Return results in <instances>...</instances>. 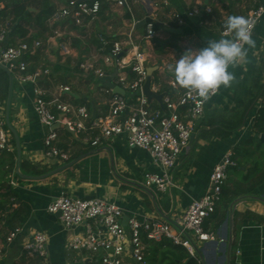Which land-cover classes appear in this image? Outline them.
Instances as JSON below:
<instances>
[{
	"label": "crops",
	"instance_id": "1",
	"mask_svg": "<svg viewBox=\"0 0 264 264\" xmlns=\"http://www.w3.org/2000/svg\"><path fill=\"white\" fill-rule=\"evenodd\" d=\"M62 1L60 4V0H56L54 6L61 7L68 0ZM146 2L148 4L130 0L138 20L144 19L150 13L151 4H157L159 22L182 30L175 33L159 27V35L149 47L151 56L147 61L148 67H158L156 71L169 87L168 92H161L160 86L155 84V90L177 96L187 89L174 80L168 66L174 65L186 51H198L206 47L209 41L232 39L231 36L222 35L227 18L232 15L247 18L249 10L264 0ZM1 4L4 6V3ZM32 8L28 5L29 11L37 13L42 5L41 8H33L35 10ZM194 8H200L202 13L189 17L187 13ZM175 13L181 14L185 21L180 24L174 17ZM30 22L26 37H16V41L43 42L40 49L27 54L26 58L30 71L36 68L49 69V73L37 80L46 91L48 101L53 102L55 98H60L76 106L86 105L92 117L107 114L111 95L104 88L110 86L93 72L82 71L79 64L84 59L91 58L96 66L106 70L112 82L117 85L116 68L105 64L98 35L102 33L110 40L124 38L131 26V16L127 9L118 5L115 0H103L100 16L95 20L87 18L82 25H76L70 19L51 25L46 23L44 28L39 27L34 19ZM141 28H137L138 40H141L139 36L145 32V28ZM123 29L125 32L120 34ZM253 40L254 47H245L246 59L229 68L234 74V81L228 87L221 85L219 93L208 100L205 115L193 140L182 153L178 166L172 171L176 186L164 193L144 185L146 171H160L147 150L130 147L125 135L104 140L100 146H92L81 136L70 132L62 121H57L50 127L43 126L34 109L33 83H20L14 79L10 122L20 138V171L34 178H25L16 172V139L7 126L14 151L4 152L15 154L16 163L7 182L12 192L2 200L6 202V210H0V246L4 245L10 230L22 227V231L13 243L4 247V257L0 264H40V259L29 258L23 248L25 240L37 230L48 234L51 264H76L79 254L70 251L67 244L80 229L65 228L60 214L47 210L49 204L63 194L78 197L101 196L114 200L124 208L125 224L131 216L170 221L181 216L194 198L206 192L211 172L226 151L233 150L247 137L255 134L254 118L262 99L259 87L264 83V16L256 27ZM63 44L71 47L72 54L66 55L62 52ZM134 76L128 73L130 81ZM172 81L176 82L177 87L172 86ZM60 85H68L71 90L60 91ZM126 94L130 95L129 92ZM254 97L256 99L251 104ZM152 106L160 107L156 100H153ZM6 107L7 99L4 101L0 98V112L5 122ZM219 115L221 123L225 125L230 121L236 123L243 115L245 120L239 128H233L229 136L222 137L211 133L218 132L215 127L221 126L218 123L211 125L212 120ZM50 129L57 130L58 145L69 153V160L50 159L45 156L44 138ZM243 169L246 173L249 172L251 164ZM234 178L236 180L237 177ZM221 206L218 205L219 212H222ZM29 210V216L21 222V217ZM13 211H17L19 215L13 218L10 216ZM226 213L227 216L221 222L212 216L206 221L209 231H214L216 238L200 244L198 258L201 264L202 261L204 264H264V182L252 193L230 201ZM2 217L6 221L12 217L11 222L7 224ZM219 222L220 225L216 228Z\"/></svg>",
	"mask_w": 264,
	"mask_h": 264
},
{
	"label": "built area",
	"instance_id": "2",
	"mask_svg": "<svg viewBox=\"0 0 264 264\" xmlns=\"http://www.w3.org/2000/svg\"><path fill=\"white\" fill-rule=\"evenodd\" d=\"M115 1L130 13L131 26L122 39L110 40L102 33L98 35L104 62L116 68L117 85L125 90V94H122L115 92L112 87L104 88L106 93L111 95L107 114L92 117L86 105L76 106L60 98H55L53 102L48 101L46 91L37 80L49 73V69L36 68L30 71L26 58L27 54L40 49L43 42L17 40L6 43L10 23L0 26V62L20 83H33L34 109L43 126L50 127L55 122L62 121L70 132L81 136L92 146H100L104 140L125 135L130 147L147 150L160 167V171L144 173V185L164 193L176 186L172 171L178 166L182 153L190 145L192 135L205 115L208 100L219 93L221 86L210 93L206 102H201L196 92L187 89L177 96L165 93V109L153 107L144 95L142 87L148 76L147 61L151 56L149 47L159 35L158 5L149 6L151 11L148 15L152 21L146 23L145 32L139 36L141 40H138L137 23L140 20L137 19L130 0ZM138 2L147 3L146 0ZM102 3L103 0H68L53 11L47 24L70 19L76 25H82L85 19L95 20L100 16ZM201 13L200 8H194L187 14L190 17L199 16ZM263 16L264 2L249 10L247 18L251 22L252 38ZM174 17L180 24L185 21L179 13H175ZM222 35L235 39L234 34L227 32L225 28L222 29ZM243 47L245 48L246 44ZM61 50L66 55L72 54V49L67 44L61 45ZM79 67L84 72H93L99 78L109 76L106 70L96 66L91 58L81 61ZM128 71L135 75L131 81L128 79ZM171 84L177 87L175 81ZM154 86L153 83V90L156 89ZM59 90L68 92L71 88L68 85H60ZM6 126L0 112V150L13 152L14 144ZM58 137L55 129L46 133L45 156L50 159L69 160V153L58 145ZM232 156L233 150H227L214 166L206 192L194 198L187 210L173 221L131 216L125 224L124 208L114 200L101 196L78 197L63 194L56 197L47 210L53 214L60 213L65 228L80 229L67 244L70 251L79 254L75 260L76 264H146L148 242L163 239L184 246L192 256L198 257L200 244L216 238L214 231L207 230L205 224L222 200L228 170L235 165ZM21 231L22 227H15L5 237L4 245L0 246V261L4 257V247L13 243ZM48 240L45 231H35L23 244L26 255L40 259V264H51Z\"/></svg>",
	"mask_w": 264,
	"mask_h": 264
},
{
	"label": "trees",
	"instance_id": "3",
	"mask_svg": "<svg viewBox=\"0 0 264 264\" xmlns=\"http://www.w3.org/2000/svg\"><path fill=\"white\" fill-rule=\"evenodd\" d=\"M2 2L3 0H0V4ZM54 10L55 9L49 0H44L42 2V8L37 13L29 11L27 0H10L9 2L4 3V6L0 8V26L2 21L9 20L10 33L6 38V43L15 42L16 37H26L28 34V26L31 25V19H34L35 23L39 27L44 28ZM171 25L173 24L171 23ZM142 29H144V27H142L141 30ZM128 72L133 74L131 71ZM173 78L175 80L174 76ZM153 83L160 86L159 91H169V87L165 85L164 80L159 75L158 71H155L153 74ZM259 89L262 99L254 118L255 134L247 137L234 147L232 158L235 161V165L231 166L228 170V177L223 186V199L219 203L222 205V212H219L217 206L216 211L212 214V217H217L220 219V222L227 216L226 210L230 201L238 196L252 193L260 184L264 182V141H262L260 138V135L264 134V83L261 84ZM8 90L9 75L6 71L0 68V97L4 101L7 99ZM256 97L258 98V96ZM256 97L251 100V104L254 103ZM244 120L245 116L243 115V118L238 120L236 123L230 121V123L225 125L221 123V115H219L212 120L211 125H216V123H218L221 124V126L215 127L217 128L218 132L213 131L211 133H216L218 136L227 137L232 132V129L239 128L244 123ZM15 163V154L9 155L8 153L0 150L1 211L6 210V202L2 201L3 197L12 192L11 187L7 184V182L9 181V175L12 173ZM248 164H251V169L246 173L243 168H245ZM8 165L9 168L7 167ZM233 176L237 177L236 180ZM29 214L30 210L21 217V222H24ZM16 215H19L17 211L10 213V216H13V218ZM2 219L5 220V217H2ZM11 219L12 217L8 219V221L5 220V222L9 224ZM220 222L216 225V228L220 225ZM205 227L207 230H209L207 224ZM146 264L201 263L199 258L192 256L184 246L174 244L171 240L163 239L161 241L148 242Z\"/></svg>",
	"mask_w": 264,
	"mask_h": 264
},
{
	"label": "clouds",
	"instance_id": "4",
	"mask_svg": "<svg viewBox=\"0 0 264 264\" xmlns=\"http://www.w3.org/2000/svg\"><path fill=\"white\" fill-rule=\"evenodd\" d=\"M225 30L234 34L235 39L221 38L209 41L206 47L198 51H186L175 62L169 65L180 86L196 92L201 102H206L210 93L221 85L230 86L234 74L229 68L246 59V49L255 46L252 38L251 22L242 15L229 16Z\"/></svg>",
	"mask_w": 264,
	"mask_h": 264
},
{
	"label": "water",
	"instance_id": "5",
	"mask_svg": "<svg viewBox=\"0 0 264 264\" xmlns=\"http://www.w3.org/2000/svg\"><path fill=\"white\" fill-rule=\"evenodd\" d=\"M32 10H35V9L32 8ZM150 11H151V8L149 7V12ZM151 21H152V18L148 15L144 19H141L137 23V28L144 27L146 25V23L151 22ZM157 25L159 27H164L166 30L172 31V32H175V33L182 32L181 29L167 26V25H165L162 22H157ZM124 32L125 31L123 29L122 31H120V34L124 33ZM0 68L3 69L4 71H6L7 74L9 75V90H8L7 107H6V124L9 127V129L11 130V132L14 134L15 139H16V147H17V168H16V172L22 177L34 178V177H30L28 175H24L20 171L21 158H22V149H21L20 138H19L17 130L14 128V126L10 122V106H11V101H12L14 79L15 78H14L13 73L10 70H8V68L5 65H3L1 62H0ZM157 69H158V67H156V66L148 67V76L146 78V81L143 84L142 90H143L144 95H146L148 97V100H149L150 103H152L153 100H156L159 103L160 107L162 109H165V105H164V102H163V97H164L165 93H160L158 91L153 90V88H152L153 87V74H154V72ZM170 73L172 75H174L171 71H170ZM101 80L106 81V84L108 86L112 87L115 92H119V93L125 94V90L122 87H120V86H118V85H116V84H114L112 82L111 76H105V77L101 78ZM194 136L195 135L193 134L192 138H191V141L193 140ZM260 138H261L262 141H264V134H261ZM35 178H37V177H35ZM202 264H204V261H202Z\"/></svg>",
	"mask_w": 264,
	"mask_h": 264
},
{
	"label": "rangeland",
	"instance_id": "6",
	"mask_svg": "<svg viewBox=\"0 0 264 264\" xmlns=\"http://www.w3.org/2000/svg\"><path fill=\"white\" fill-rule=\"evenodd\" d=\"M10 0H3V2L2 3H6V2H9ZM44 0H27V5H29V6H31V7H33V8H35V9H37V8H41V5H42V2H43ZM57 1H59V0H57ZM49 2L52 4L53 3V8L54 9H56V8H58L57 6H54V3L56 2V0H49ZM62 0H60V4H62ZM3 4H0V8H1V6H2ZM3 7V6H2ZM9 20H6L4 23H3V25H9ZM1 96V95H0ZM1 98V97H0Z\"/></svg>",
	"mask_w": 264,
	"mask_h": 264
}]
</instances>
